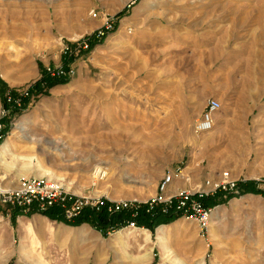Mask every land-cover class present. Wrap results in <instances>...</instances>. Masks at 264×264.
Here are the masks:
<instances>
[{
  "label": "rangeland",
  "instance_id": "1",
  "mask_svg": "<svg viewBox=\"0 0 264 264\" xmlns=\"http://www.w3.org/2000/svg\"><path fill=\"white\" fill-rule=\"evenodd\" d=\"M0 82V145L16 132L0 191L44 177L145 201L177 170L165 195H214L222 180L264 190V0H0ZM24 88V107L3 117L6 91ZM208 97L221 105L208 135L165 121ZM228 193L206 229L177 217L106 235L0 202V264H264V198Z\"/></svg>",
  "mask_w": 264,
  "mask_h": 264
},
{
  "label": "built area",
  "instance_id": "2",
  "mask_svg": "<svg viewBox=\"0 0 264 264\" xmlns=\"http://www.w3.org/2000/svg\"><path fill=\"white\" fill-rule=\"evenodd\" d=\"M105 31L110 30L111 26L106 25ZM96 37L104 35V31H97ZM66 50L64 54H66ZM46 72L51 76H61L62 69L46 68ZM30 92L24 88L21 90H7L5 93V105L1 115L9 116L14 112L21 111L24 107V101L29 99ZM220 102L214 97H208L204 104V109L199 119L192 125V132L198 137L213 128L215 113L220 109ZM4 129L0 123V141L4 137ZM182 171H168L164 173L160 181L156 184V193L146 199L128 200L118 199L110 200L106 197L77 196L64 188L59 182L44 177L22 178L13 189L0 191V202L9 207L15 208L22 213L29 211L44 212L52 206H57L64 219L72 220L78 216L86 207L98 212L105 208L108 214L128 212L130 220L124 227L136 228L135 217L139 210L143 209L146 213L152 214L156 209L162 214L172 212L178 218H183L195 222L200 230L207 228V223L211 216L212 207H206L202 202L206 193L202 191H193L188 189H178L172 195H165L169 191L173 180L182 179ZM226 176V173H223ZM216 190L230 191L237 193L235 182L222 180L215 184Z\"/></svg>",
  "mask_w": 264,
  "mask_h": 264
},
{
  "label": "trees",
  "instance_id": "3",
  "mask_svg": "<svg viewBox=\"0 0 264 264\" xmlns=\"http://www.w3.org/2000/svg\"><path fill=\"white\" fill-rule=\"evenodd\" d=\"M55 81L63 82V79L60 78H52ZM0 90L1 94L4 92V83L0 82ZM39 83H34L31 88L30 92L32 93L35 90H39ZM25 104V103H24ZM6 122V121H5ZM4 129V133L6 131ZM235 187L237 193H231L229 191L223 190H216L214 195L205 196L202 199V202L206 207H213L218 204L217 197L222 196L224 194H232L234 197L242 196L247 193L251 194H260L264 198V190H258L256 188L255 182L253 181H236ZM16 213H22L18 211ZM47 215L50 219L62 222L66 225L70 226H78L82 223H87L93 228H95L98 232L102 235H106L107 232L120 229L124 227L125 223L130 220V215L128 212H120L115 214H108L105 208H102L100 211L96 212L93 209L86 207L82 210V212L74 217L72 220L67 221L63 218L60 209L57 206H52L47 211L41 212ZM177 216L173 215L172 212L167 214H162L156 209L152 214L146 213L143 209L139 210L135 217V224L137 227H142L148 230H152L154 227L160 224H167L173 220H175Z\"/></svg>",
  "mask_w": 264,
  "mask_h": 264
},
{
  "label": "bare ground",
  "instance_id": "4",
  "mask_svg": "<svg viewBox=\"0 0 264 264\" xmlns=\"http://www.w3.org/2000/svg\"><path fill=\"white\" fill-rule=\"evenodd\" d=\"M230 123V122H229ZM214 125V123H213ZM25 130V127L23 126H20L18 127V131L19 132H23ZM212 130V129H211ZM211 130L207 131L204 133V135H208ZM16 132L12 131L11 134L9 135L8 138H6V140H4V142L0 145V162H2V160L9 154H11V148H12V145H13V140L11 138V136H14ZM203 135V134H202ZM96 168V167H95ZM99 169V168H98ZM98 169H95L94 170V174L96 175L97 173H99ZM43 171V170H42ZM44 175H49L50 176V172H48L47 170L46 171H43ZM93 174V175H94ZM98 176V175H97ZM54 177V176H53ZM97 178V177H96ZM67 187V186H66ZM24 228V227H23ZM28 229H30V227L27 226ZM123 232H118L117 235H121ZM130 233H133L134 236H140L141 239L143 240L142 242L143 243H147L148 241V232H146L145 230H134L133 232H130Z\"/></svg>",
  "mask_w": 264,
  "mask_h": 264
},
{
  "label": "crops",
  "instance_id": "5",
  "mask_svg": "<svg viewBox=\"0 0 264 264\" xmlns=\"http://www.w3.org/2000/svg\"><path fill=\"white\" fill-rule=\"evenodd\" d=\"M203 97V96H202ZM204 103L205 101L203 100V107L201 109V111H199L198 109L195 111H192L191 114H188V115H185V114H181L179 116H176L174 119L173 118H166V122L169 123L171 122L172 124L175 123V124H179V125H184V124H187V125H190L192 127L193 123L195 120L199 119V117L201 116V113L204 109ZM188 127V126H187ZM176 144V143H175ZM175 181H173L174 183ZM172 183V184H173ZM172 186V185H171ZM156 188V187H155ZM171 188V187H170ZM169 188V190H171Z\"/></svg>",
  "mask_w": 264,
  "mask_h": 264
}]
</instances>
